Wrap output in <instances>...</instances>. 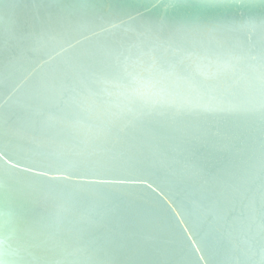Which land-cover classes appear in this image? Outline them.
Returning <instances> with one entry per match:
<instances>
[{"label":"water","instance_id":"95a60500","mask_svg":"<svg viewBox=\"0 0 264 264\" xmlns=\"http://www.w3.org/2000/svg\"><path fill=\"white\" fill-rule=\"evenodd\" d=\"M0 264H264V0H0Z\"/></svg>","mask_w":264,"mask_h":264},{"label":"snow or ice","instance_id":"6c2138e0","mask_svg":"<svg viewBox=\"0 0 264 264\" xmlns=\"http://www.w3.org/2000/svg\"><path fill=\"white\" fill-rule=\"evenodd\" d=\"M197 30H202V29H197ZM209 32H211L212 30L211 29H209L208 30ZM220 110H224L223 108H221Z\"/></svg>","mask_w":264,"mask_h":264}]
</instances>
